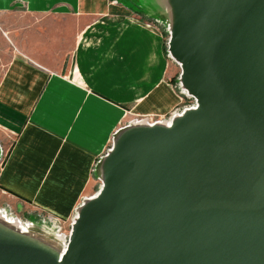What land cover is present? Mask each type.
<instances>
[{"label":"water","instance_id":"water-1","mask_svg":"<svg viewBox=\"0 0 264 264\" xmlns=\"http://www.w3.org/2000/svg\"><path fill=\"white\" fill-rule=\"evenodd\" d=\"M157 1L194 105L115 132L68 244L0 210V264H264V0Z\"/></svg>","mask_w":264,"mask_h":264},{"label":"crops","instance_id":"crops-1","mask_svg":"<svg viewBox=\"0 0 264 264\" xmlns=\"http://www.w3.org/2000/svg\"><path fill=\"white\" fill-rule=\"evenodd\" d=\"M0 29L8 55L0 65V147L10 150L2 195L43 194L44 176L78 167L91 168L99 187L94 168L128 109L145 100L157 112L177 106L164 27L118 0H0ZM32 134L60 153L31 144Z\"/></svg>","mask_w":264,"mask_h":264},{"label":"rangeland","instance_id":"rangeland-1","mask_svg":"<svg viewBox=\"0 0 264 264\" xmlns=\"http://www.w3.org/2000/svg\"><path fill=\"white\" fill-rule=\"evenodd\" d=\"M121 2L123 5H126L130 8H132L134 11L140 13H145L149 12L154 15H156V10H158L159 3L157 0H118ZM157 16V15H156ZM152 26L158 28L161 30L158 26L154 25L153 23L148 22ZM1 31V29H0ZM167 37L164 35V49L167 48ZM8 55L4 54V46L0 44V65L5 64V60L7 59ZM171 67L174 69V75H172L170 83V90L175 94L176 99L178 101L177 106H175L174 110L171 111H166V112H157L154 111L152 108V105H148L150 103H145V101H141L138 104H132L129 106L131 107L128 109V111L125 113V115L122 117L121 121L118 123L117 128L119 129L125 125H127L130 121L134 119H147L150 122H155L158 120H163L166 118H171V116L177 111H183L185 107L191 105L193 103V100L187 96L186 94L181 93L178 89V84L176 81L180 77L181 73V67L173 62L171 59H169ZM39 135H31V140L30 143L34 145H38V141H41L42 145L45 144L46 147H50L51 151L55 153L54 155L59 154L60 152V147L53 143H50L49 141L45 140L43 143L42 140H40ZM18 140V139H17ZM11 140L10 141V148L12 147V144L15 145L17 141ZM111 140L108 142L106 149L103 151V153L99 156H102L105 154L106 150L111 147ZM44 147V146H41ZM45 148V147H44ZM30 151H35V150H30ZM50 151V149L48 150ZM55 151V152H54ZM10 150H5L3 153L2 158L0 159V174L3 172L7 159L9 157ZM97 156V157H99ZM47 160V159H46ZM74 160H78L75 159ZM46 162V161H44ZM60 163L62 162H67L68 164H72L74 167L73 163L69 160H64L63 157L59 160ZM83 165V161H81ZM55 164V163H54ZM81 166V164H79ZM55 171L58 168V164L55 165ZM59 167L62 168L60 165ZM61 170V169H60ZM83 170L81 167H78V171L72 173V170L70 171L69 175H63L61 177L58 176H51L47 177L44 176V182L41 183L43 184L42 187L43 194H27L29 198L23 199V197L19 199H14L15 194H7V195H2L0 194V209H8L11 211L13 214H16L18 217H20L23 220H32L38 215H57L60 217L61 220L63 221H68L70 217H72L74 214H72L75 210L76 207H78L81 203L82 200L85 197H90L98 191V182L90 180V171L91 168H86L85 172L83 173ZM54 171V172H55ZM83 177H81L80 175ZM55 175H57L55 173ZM76 177L74 178V176ZM88 176V177H87ZM28 178V177H27ZM43 179V178H42ZM85 180V184L79 187L80 182ZM69 182L70 187H66V183ZM39 184V185H41ZM30 189L34 190L35 189V184L34 183H29ZM38 197V198H37ZM18 198V197H17ZM38 199V200H37Z\"/></svg>","mask_w":264,"mask_h":264},{"label":"built area","instance_id":"built-area-1","mask_svg":"<svg viewBox=\"0 0 264 264\" xmlns=\"http://www.w3.org/2000/svg\"><path fill=\"white\" fill-rule=\"evenodd\" d=\"M183 94H186L185 92H181ZM187 95V94H186ZM188 96V95H187ZM190 97V96H189ZM191 98V97H190ZM192 99V98H191ZM193 100V99H192ZM194 105V100L193 103L185 108H190L191 106ZM166 119H170V118H166ZM164 120V119H163ZM149 121V120H148ZM161 121V120H158ZM150 122V121H149ZM157 122V121H155ZM153 122V123H155ZM1 211H4V209H0ZM10 213L15 216L22 225H29V222L27 220H23L20 217H18L16 214H13L11 211ZM43 219L44 223H51L53 225H55L56 229H57V233L59 236H63L66 240V243L68 244L70 236H71V226H72V222H73V216L70 217L68 219V221H63L60 219L59 216L57 215H53V214H48V215H38Z\"/></svg>","mask_w":264,"mask_h":264},{"label":"bare ground","instance_id":"bare-ground-1","mask_svg":"<svg viewBox=\"0 0 264 264\" xmlns=\"http://www.w3.org/2000/svg\"><path fill=\"white\" fill-rule=\"evenodd\" d=\"M150 124H153V122H150Z\"/></svg>","mask_w":264,"mask_h":264}]
</instances>
